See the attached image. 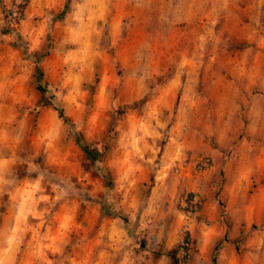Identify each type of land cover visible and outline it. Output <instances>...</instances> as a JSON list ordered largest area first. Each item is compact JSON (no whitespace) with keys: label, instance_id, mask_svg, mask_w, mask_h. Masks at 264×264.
<instances>
[{"label":"clouds","instance_id":"clouds-1","mask_svg":"<svg viewBox=\"0 0 264 264\" xmlns=\"http://www.w3.org/2000/svg\"><path fill=\"white\" fill-rule=\"evenodd\" d=\"M0 264H264V0H0Z\"/></svg>","mask_w":264,"mask_h":264}]
</instances>
